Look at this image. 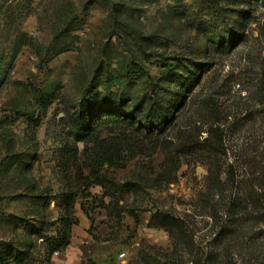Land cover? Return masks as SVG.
Segmentation results:
<instances>
[{"label":"rangeland","instance_id":"obj_1","mask_svg":"<svg viewBox=\"0 0 264 264\" xmlns=\"http://www.w3.org/2000/svg\"><path fill=\"white\" fill-rule=\"evenodd\" d=\"M178 92L92 171L73 113ZM0 264H264V0H0Z\"/></svg>","mask_w":264,"mask_h":264},{"label":"trees","instance_id":"obj_2","mask_svg":"<svg viewBox=\"0 0 264 264\" xmlns=\"http://www.w3.org/2000/svg\"><path fill=\"white\" fill-rule=\"evenodd\" d=\"M246 21L242 23L241 29L244 30ZM241 33H237L231 36L225 46L231 48L237 40L240 38ZM223 46V44L221 43ZM168 62V61H167ZM165 63L166 67H170V64ZM199 70L195 74L201 73ZM193 77V76H192ZM194 79V78H193ZM180 92L174 97V104L172 106L162 105L158 103L157 100L151 101L145 112L141 109L142 107L138 104L134 106H126L124 103L118 102H105L102 105H84L81 109L76 111L71 115V124L77 131V136L79 140H85L87 138H92V171L95 168L102 167L104 164L109 166H122L124 165V159L122 158L121 151L123 150V145L119 138L113 137H103L100 132L104 129H109L112 124L120 123L127 124L132 127V130L125 139L130 138L129 142L136 146L142 145L140 140L143 137H156L167 131L170 123L173 121L174 112L180 103L184 99L182 96L180 102ZM157 98V97H156ZM178 102H180L178 104ZM177 104V105H176ZM215 136V139H211ZM206 139L212 147L216 149L222 146V131L219 126L212 129V137ZM141 147V146H140ZM69 146L66 147V154L69 153ZM135 151V150H134ZM94 169V170H93ZM68 204L74 200L73 196H67L66 198ZM161 224L163 227H174L181 229V222L170 215H161ZM68 236L66 234L62 235L59 240L53 245V250L55 252L63 251L68 245Z\"/></svg>","mask_w":264,"mask_h":264},{"label":"built area","instance_id":"obj_3","mask_svg":"<svg viewBox=\"0 0 264 264\" xmlns=\"http://www.w3.org/2000/svg\"><path fill=\"white\" fill-rule=\"evenodd\" d=\"M55 254H59V252L57 251V252H55ZM124 253H122V254H120V257H124Z\"/></svg>","mask_w":264,"mask_h":264}]
</instances>
